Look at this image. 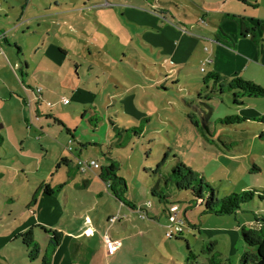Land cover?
Here are the masks:
<instances>
[{
  "label": "rangeland",
  "instance_id": "374dc122",
  "mask_svg": "<svg viewBox=\"0 0 264 264\" xmlns=\"http://www.w3.org/2000/svg\"><path fill=\"white\" fill-rule=\"evenodd\" d=\"M157 1L189 8L203 4L0 0V27L16 35L2 44L10 59L0 56V264H41L50 234L34 227L40 252L33 261L17 236L34 221L49 230L75 231L89 223L113 228V233L124 230L119 222H108L121 205L99 178L101 167L112 163L126 183L123 199L137 206L127 223L130 231L122 233L112 256L106 255L99 235L73 240L70 251L64 239L49 254L51 264H212L213 256L221 264H239L248 250L239 227L263 225L264 201L257 197L236 214L205 215L204 206L192 202V194L178 190L171 180V170L183 163L214 186L219 199L247 189L264 190L263 126L253 121L221 123L227 116L264 114V98H244L242 106L233 104L232 93L208 99L200 83L205 73L197 61L187 67L164 66L160 32L155 24L149 27L145 19L139 20ZM205 1L221 11L231 7L222 0ZM251 1L260 5L257 17L264 16V0ZM9 5L16 8L13 13ZM61 6L67 8L64 14L54 16L63 11L53 8ZM230 20L225 24L235 26ZM259 32L264 34L261 28ZM255 45L261 50L263 42ZM51 46L65 49L68 56L59 57ZM167 68H174L173 79L167 77ZM62 97L69 103L64 105ZM21 98L26 99L25 110ZM122 99L127 108L121 107ZM92 160L98 169L80 165ZM254 164L259 171L252 170ZM45 185L53 191L49 196L39 189ZM154 188L165 193V201L153 194ZM145 209L146 217L140 218L138 211ZM168 211L184 224L173 238L162 227L169 222Z\"/></svg>",
  "mask_w": 264,
  "mask_h": 264
},
{
  "label": "crops",
  "instance_id": "0c3cea01",
  "mask_svg": "<svg viewBox=\"0 0 264 264\" xmlns=\"http://www.w3.org/2000/svg\"><path fill=\"white\" fill-rule=\"evenodd\" d=\"M247 1L250 2V4H256V7L244 5L238 0H222L223 5L226 3H230L231 7L226 8V11H221L223 8L210 7L216 5V3H206L205 0H202L203 4L199 8H189L182 3L180 6H177L174 3L157 1L156 3H150L147 6L148 8H150V13H145V16L142 17L139 16V20L145 19V22H147V26L149 27H152L153 24H155V29L157 28V32H160L161 38L159 39L160 46L158 48L165 51V54H159V57H165L162 61L164 66H167L168 63H172L174 65L177 64L181 67H187L189 64L197 61L200 66L199 71L201 73H205L203 76L211 71H217L229 78L240 75L249 80H260L258 81L259 84L264 87V34H261V32H259L260 28H258V24H264V16H262L261 18L257 17V12L259 11L260 7L258 1ZM5 3L10 4L7 1ZM107 3L109 5L111 4L108 1ZM168 4H173V9H175V11H172V8L169 7ZM206 5H208L209 7L206 8ZM55 6L59 7L58 5ZM141 6H144L143 8H145V3H142ZM47 9L50 10L52 8ZM53 9L62 10V13L54 14V16H61L64 14V11L67 8H62L61 6V8ZM9 10L13 13L16 8H12L10 6ZM227 14L243 16L248 21H250L254 27H257L259 41L263 42V47L261 50L256 47L252 39L251 41H249L248 38L241 37L239 35L237 24L233 20L226 18L225 15ZM8 16L9 15H6V18H8ZM226 19L234 22L236 24V27L230 24H225ZM256 19L260 21L258 24H256ZM9 35H11V38H9ZM14 36L0 27V56L3 53L5 58L10 59V54L2 51V44H9L10 40L13 39ZM168 44H170L172 48H170V46L169 48H167ZM232 47H234L235 49H231ZM51 48L58 51L59 57L63 58L68 56V52L61 47L54 48V46H51ZM204 61H206V65H208L206 68L201 67ZM26 67L27 63L25 62L23 63V66H21L22 76L24 75V69ZM161 67L163 68L162 65ZM166 70L167 77L173 79L174 68H167ZM258 77H260L261 79H257ZM200 83L202 84V81ZM29 89H32V87H29ZM11 94L14 95L15 93ZM18 101L23 110L27 109L25 98H21ZM32 101L36 102L37 104V101L35 99H33ZM120 105L122 108H127V104H124L123 99L122 101H120ZM32 110L33 108L30 110L29 114L32 113ZM36 110L39 114L40 110L38 108H36ZM0 139L2 140L3 136L0 135ZM86 183H88V180H85V184ZM44 196L49 195L44 193ZM149 203V206H151V202ZM120 205L121 206L115 213H110L108 215V218L110 216H119L113 224L115 225L117 222H119V225L122 226L124 230L113 233V228L109 229L106 227L102 229V225L96 223H89L87 226L80 227L75 231L57 230L62 232V241L59 247H57L56 251L62 246L64 239L67 241V248L70 251V244L73 240H78L79 238L90 239L95 235H99L100 239L103 241L102 237L106 232H108L111 238L122 241V233L124 231H130L127 223L130 220L129 218L132 215L133 211L137 210V206L134 205L135 209H132L124 203L120 202ZM145 211L147 213L146 209ZM168 216L169 211L167 213V218ZM152 218L154 220L155 217ZM155 220L157 221L158 218H155ZM167 224L168 223L166 222L164 223V225H162L163 229H165ZM36 225L39 224L34 221V223L32 224L31 222V225L29 226L31 227ZM107 229L109 230L107 231ZM24 230H26V228L21 229L18 234L20 232H23ZM88 232H90V235L87 234ZM84 247L85 249L89 250L88 246Z\"/></svg>",
  "mask_w": 264,
  "mask_h": 264
},
{
  "label": "trees",
  "instance_id": "16d2710c",
  "mask_svg": "<svg viewBox=\"0 0 264 264\" xmlns=\"http://www.w3.org/2000/svg\"><path fill=\"white\" fill-rule=\"evenodd\" d=\"M238 1L244 5L256 7V4H250L247 0ZM225 17L233 20L237 24L239 35L241 37L250 36L255 44L258 43L259 37L257 27H254L245 17L228 14L225 15ZM258 28L263 30L264 24H258ZM202 84V89L208 91V94H206L208 99H210L211 96L218 94L222 95L225 93H232V102L236 106L246 104L247 102H245L244 98H264V87L262 85H259L254 81L247 80L239 75L229 78L217 71H211L204 76ZM198 94L201 97V93L199 92ZM247 121H253L258 125L263 126L262 131L259 133V139L264 141V114L253 118H248L242 115L227 116L221 120V123L224 125H232ZM116 170L117 167L113 163L108 166L101 167L99 178L106 185L108 184L107 188L111 190L112 194L121 203L135 209V206L131 201L123 199V194L127 187L125 180L117 176L115 173ZM252 170L259 171L260 169L254 164ZM171 180L178 190L189 191L192 194V202L199 203L204 206L202 213L205 215H232L236 214L241 209L242 205L251 202L255 197L264 201V190L261 191L258 189H247L241 193H232L222 199H219L214 186H212L191 168L186 167L183 163H178V165L171 170ZM39 189H42L47 195L53 193L52 189L47 185L41 186ZM152 191L154 195H157L160 198L161 202L166 200V195L163 191L156 188ZM36 226L41 227L45 233L50 234L47 254L42 258L41 264H51L49 254L54 253L57 247H59L62 241V232L49 230L40 225ZM34 227L35 226H31L17 235L22 240L31 261L35 260L40 252L39 245L34 238ZM239 228L242 239L248 247V250L244 251L241 256L239 264H264V223L259 227H246L243 225ZM210 262L212 264H221L216 260V256L211 257Z\"/></svg>",
  "mask_w": 264,
  "mask_h": 264
},
{
  "label": "built area",
  "instance_id": "2783aa9c",
  "mask_svg": "<svg viewBox=\"0 0 264 264\" xmlns=\"http://www.w3.org/2000/svg\"><path fill=\"white\" fill-rule=\"evenodd\" d=\"M36 93H40L39 89H36ZM62 102L64 104H67L68 99L62 98ZM84 164L86 167H93L94 169L99 168V164L94 160H92L90 162H80V165H84ZM107 186H108V184H107ZM148 205H150V203ZM138 213H139L140 218L146 217V212L144 213L142 211H138ZM118 217L119 216H117V215L116 216H110L108 218V222L110 224H112L118 219ZM168 218H169V222L165 227V236L167 238H172L173 236L181 234L183 231V227H184L183 221L178 217V215L176 213H172V212H169ZM87 234L90 235V232H88ZM103 242H104V246L106 249L107 256L114 255L116 253V251L118 250L120 244H121L120 240H116V239L111 238V236L108 234V232H106L103 235Z\"/></svg>",
  "mask_w": 264,
  "mask_h": 264
}]
</instances>
